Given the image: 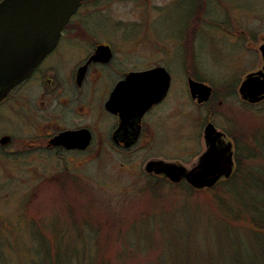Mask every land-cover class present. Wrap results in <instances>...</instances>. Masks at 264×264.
<instances>
[{"label": "rangeland", "instance_id": "1", "mask_svg": "<svg viewBox=\"0 0 264 264\" xmlns=\"http://www.w3.org/2000/svg\"><path fill=\"white\" fill-rule=\"evenodd\" d=\"M195 2L203 5L202 19L193 10ZM205 5L204 0H89L77 20L91 13L95 26L136 27L134 40L128 31L124 39L139 54H147L150 43L155 63L162 62L167 44L172 100L187 92L185 59L195 64L188 69L196 70V79L216 93H229L211 120L234 143L243 171L239 178L222 180L212 191L191 192L185 184L148 175L151 156L141 151L91 157L82 164L81 158L69 162L41 150L28 166L0 163V264H57L56 235L66 242L61 256L73 257L71 264H264V227L257 209L260 205L264 216V193L243 185L264 183V101L250 105L238 95L246 76L264 66L259 50L264 0H207ZM191 24L194 32L207 34L195 41ZM190 106L188 99L189 120L173 119L170 140L155 152L186 168L197 161V110ZM208 116L203 110L202 122ZM17 129L18 124L0 122V133ZM6 153L0 148V159ZM14 157L31 159L19 152ZM62 171L70 178L60 176Z\"/></svg>", "mask_w": 264, "mask_h": 264}, {"label": "flooded vegetation", "instance_id": "2", "mask_svg": "<svg viewBox=\"0 0 264 264\" xmlns=\"http://www.w3.org/2000/svg\"><path fill=\"white\" fill-rule=\"evenodd\" d=\"M2 1L0 0V3ZM88 1L82 3L62 29L56 47L28 77L15 84L0 98V122L5 125L18 124L16 133L9 130L0 133V148L8 153L7 157L0 159V163H11V166H7L13 167L14 163L22 162L28 166V163L34 161L32 155L41 150H47L55 154V157L66 158L69 162L81 158L82 164L91 157L110 159L121 157L124 152L136 156L140 155L138 151L149 153L151 158L147 163L151 160L163 161V155L155 152L160 148L164 150L163 147L170 140L173 119L179 121L185 118L188 121L192 116L190 110L184 109L185 101L187 103L189 99L192 110H197L194 117V125L198 128L195 149L197 151H193V156L197 155V161L193 167L208 150L205 140L206 127L213 124L211 119L215 110L223 106L221 98L229 97L230 94L216 93L211 87L212 92L207 100L199 101L198 95L194 98L189 89V79L202 81L192 74V71L195 74L196 70L188 69L190 65L192 68L196 67L195 64L185 59L182 64L185 68L183 78L187 92H178L172 100L170 92L173 76L167 62V44L162 46V62L155 63V49L150 43L145 47L147 54H139L136 46L131 49L128 44V41L134 38L136 27L95 26L91 13L77 20ZM101 17L106 23L107 17ZM194 30L190 29L196 41L199 36ZM126 31L131 34L129 40L124 39ZM146 39L148 40L147 37ZM101 47L103 50L100 51ZM185 47L184 42L183 48ZM158 67L166 70L171 76L166 93L157 95L164 85V80L153 77L147 85L135 84L133 88L136 89V95L132 98L124 97L123 92L113 97L119 84L131 73L150 71ZM259 71H262V67L255 73ZM125 92L127 95V90ZM238 95L241 102L250 105H258L264 101H245L239 90ZM149 97L152 103L146 108ZM203 110L209 112L206 122H202ZM214 127L216 128L215 125ZM64 133H78L74 134L73 139L66 140V143L74 146L67 147L61 141H55ZM85 135L89 138L88 144L85 147H77L82 145V137ZM226 138L224 133V139ZM228 141L232 143L235 170L237 154L232 140ZM18 152L31 155V159L14 157ZM60 153L63 155L60 156ZM1 173L4 177L11 175V172ZM27 173L32 174L30 171ZM33 174L38 173L34 171ZM54 176L51 175L52 178ZM180 183L188 184L185 179L174 184Z\"/></svg>", "mask_w": 264, "mask_h": 264}, {"label": "water", "instance_id": "3", "mask_svg": "<svg viewBox=\"0 0 264 264\" xmlns=\"http://www.w3.org/2000/svg\"><path fill=\"white\" fill-rule=\"evenodd\" d=\"M84 1L3 0L0 3V98L15 84L28 77L56 47L62 29ZM99 50H103L102 47ZM259 50L264 61V43ZM153 77L164 80V85L157 95L166 93L171 76L166 70L158 67L150 71L131 73L119 84L113 97L123 92L124 97L132 98L136 95L133 86L137 83L147 85ZM189 89L194 98L198 95L199 101L207 100L212 92L210 86L192 79H189ZM239 93L250 103L264 100V66L262 71L246 76ZM148 99L146 108L152 103L151 97ZM74 134L64 133L55 141H61L67 147L74 146L66 143V140L73 139ZM82 138V145L77 147H85L88 144L89 138L86 135ZM205 140L208 150L193 167L186 168L178 162L151 160L146 165V173L163 175L173 183L185 179L197 189L211 188L221 179L229 178L234 167L232 143L226 141L224 133L218 131L213 124L206 127Z\"/></svg>", "mask_w": 264, "mask_h": 264}, {"label": "trees", "instance_id": "4", "mask_svg": "<svg viewBox=\"0 0 264 264\" xmlns=\"http://www.w3.org/2000/svg\"><path fill=\"white\" fill-rule=\"evenodd\" d=\"M206 1L207 0H204V5H205V3H206ZM191 2H193V1H190V3ZM194 5H196V2L194 3ZM202 6L203 5H200L199 4V6H198V4L195 6V9L193 8V10L195 11V14H197V15H200L201 16V19H202ZM205 7H206V5H205ZM208 10V8L206 7V12H208L207 11ZM209 13V12H208ZM207 13V14H208ZM204 15V14H203ZM208 16V15H207ZM207 27V26H206ZM192 28H194L193 26H192V24L190 25V29H192ZM203 30H198V32H197V36H200L201 34H202V36H205V34H207L206 32H202ZM200 33V34H199ZM198 39H199V37H198ZM189 65V64H188ZM190 67H192L191 65H190ZM189 66H188V68H190ZM264 144V143H263ZM263 152H264V149H263ZM236 163H237V167H236V169L234 170V173L232 174V176H230L229 178H227V179H222V180H224L225 181V183H230L231 181H233V180H236V179H238L239 178V175L240 174H242V170H241V160H240V157L239 156H236ZM60 176H62V177H67V178H70V175L69 174H67V173H65V172H63V173H61V175ZM60 176H58V178L60 177ZM247 177L245 176V177H242L241 179H243V180H241V182H243L244 180H247L246 179ZM222 180L221 181H219L216 185H214L213 187H211V188H204V189H197V188H194V187H192V186H190V185H188V184H185L186 185V188H188L189 189V191H191V192H200V191H203V190H205V191H209V190H215L218 186H219V184L222 182ZM264 180V178H262V181ZM180 184H184V183H180ZM238 184V183H237ZM264 184V183H263ZM263 184H254L253 182H250V183H244L243 185H244V187L246 188V189H252V190H259V191H257V192H259V193H262V190H263V193H264V186H263ZM176 185H178V184H176ZM234 185V184H233ZM231 186V185H230ZM231 187H233V186H231ZM236 187H239V186H235V189H236ZM259 187V188H258ZM264 196V195H263ZM252 204H256L255 202H252ZM258 204V203H257ZM251 207V206H250ZM257 209L259 210V222L260 223H262V229H263V227H264V216H263V214H262V212L260 211L261 210V206L260 205H257ZM249 223L252 225V223H251V221H249ZM253 226V225H252ZM255 227V226H254ZM257 227V226H256ZM257 228H261L260 226H258ZM58 235H56V237H54L55 238V241H56V253L53 255V258H55L53 261H55V263L57 262V264H71V261L73 260V257L71 258H66V257H62L61 255H62V253H65L67 250H68V246H64L65 245V241H64V239H63V237H59ZM62 240H61V239ZM65 251H64V250Z\"/></svg>", "mask_w": 264, "mask_h": 264}]
</instances>
